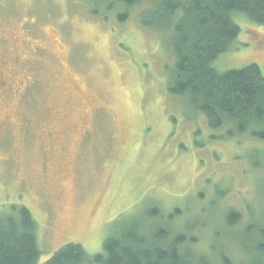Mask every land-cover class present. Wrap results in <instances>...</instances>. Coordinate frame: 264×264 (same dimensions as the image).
<instances>
[{
	"label": "rangeland",
	"instance_id": "1",
	"mask_svg": "<svg viewBox=\"0 0 264 264\" xmlns=\"http://www.w3.org/2000/svg\"><path fill=\"white\" fill-rule=\"evenodd\" d=\"M146 7L119 21L118 2L95 16L93 0H0V209H30L40 263L70 242L101 252L156 205L179 207L180 223L199 218L192 233L204 238L213 203L219 216L206 221L222 228L231 207L263 200L264 170L247 153L264 143L226 139L168 93L170 39L142 25ZM241 24L220 69L264 65V27ZM215 186L228 193L210 202Z\"/></svg>",
	"mask_w": 264,
	"mask_h": 264
},
{
	"label": "trees",
	"instance_id": "2",
	"mask_svg": "<svg viewBox=\"0 0 264 264\" xmlns=\"http://www.w3.org/2000/svg\"><path fill=\"white\" fill-rule=\"evenodd\" d=\"M93 1L95 16L116 2L122 5L126 11L118 15L119 21L129 17L130 8L147 5L140 22L168 36L175 59L168 93L202 114L210 129L223 130L226 139L247 137L264 143V65L251 62L220 69L218 61L239 47L242 21L264 27V0ZM258 151L263 163H251L250 156ZM247 154L251 168L263 172L264 146ZM257 177L263 200H245L243 211L231 207L222 214V228L206 221L211 212L216 219L219 216L213 203L203 220L204 226L211 225L207 237L192 233L199 218L180 223L179 207L163 213L156 205L115 227L103 251L90 254L81 244L70 242L43 263L32 212L25 205H11L0 209V264H264V178L260 173ZM215 188L210 202L217 191L219 199L229 189Z\"/></svg>",
	"mask_w": 264,
	"mask_h": 264
},
{
	"label": "flooded vegetation",
	"instance_id": "3",
	"mask_svg": "<svg viewBox=\"0 0 264 264\" xmlns=\"http://www.w3.org/2000/svg\"><path fill=\"white\" fill-rule=\"evenodd\" d=\"M1 64L4 65V64H6V62H0V65H1Z\"/></svg>",
	"mask_w": 264,
	"mask_h": 264
}]
</instances>
